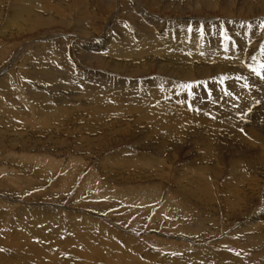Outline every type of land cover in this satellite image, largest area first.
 <instances>
[{"label": "rangeland", "instance_id": "rangeland-1", "mask_svg": "<svg viewBox=\"0 0 264 264\" xmlns=\"http://www.w3.org/2000/svg\"><path fill=\"white\" fill-rule=\"evenodd\" d=\"M64 1L69 2L70 7L64 5ZM77 1L63 0L59 9L47 11L56 22L21 30L19 27L28 22L23 21V16L16 10L27 4L41 14L40 6H33L31 0H0V13L3 14H0V264H264V154L262 156L257 152V146L240 142L242 139L238 135L232 137L227 134V130H221L222 134L218 131L207 132L204 126L195 125L194 116L202 112L187 103L182 107L176 104L172 108L169 106L171 104L165 105V100L157 99L161 106L158 104L156 112L143 109L128 115L123 121H117L118 115L115 114L122 115V110L114 108H111L109 117L104 111L98 113L102 119L93 114L94 110L90 106L91 102L94 103V100L91 101L93 98L83 102L88 105L79 114L74 112L60 121L58 109H54L58 105L48 109L46 105L54 104L59 90H50L54 88V81L47 83L43 78L38 80L37 75L34 76L35 72L44 68L60 73L67 70L73 73L70 77L76 80L82 72L90 74L92 71H103L107 77L99 78L101 99L95 104L103 101L100 108L104 110L109 107L106 102L115 100L119 96L118 92L132 100L143 96L153 79L161 81L159 77L162 80L168 77L156 66L155 62L160 61V55L155 56L153 65L136 73H125L122 70L115 72L110 66L93 60L82 63L81 53L76 50L79 48L86 51L88 47L101 45V33H105L108 20L116 16L119 1L114 5H107L103 0H89L87 5L84 4L86 2L82 4L80 0ZM52 2L56 3V0ZM83 6H89L86 10L90 11H85ZM163 8L164 5L150 6L148 10L155 15L162 14L163 21L186 25L194 24L185 23L187 18L196 19L193 21L195 23L197 19L209 18L217 22L224 18L219 9L204 5L199 6L201 13L198 9L185 11L174 7ZM196 11L199 13L195 14ZM107 16L106 21L104 17ZM13 17L19 25L17 28ZM243 17L237 19H253ZM126 22L127 19L124 23L128 26ZM111 28L108 34L112 33ZM86 30L97 33L98 37L94 34V37H88L84 34ZM226 58L232 59L231 56ZM258 60L264 63L261 52ZM202 61L194 59L187 65L181 61L182 64L177 63L180 67L176 68L191 69L198 64L204 68L210 65ZM249 63L246 59L241 68L245 69ZM253 73L251 70L246 71L245 75L251 79L246 83L257 82L258 79V86L264 87V81H259V76ZM219 75V82H227L222 73L211 76ZM211 76L194 74L192 78L177 76L175 80L180 86L191 85V88H187L188 92L203 96L209 103L213 94ZM1 78L7 82L3 83ZM115 79L120 81L115 82ZM171 79L173 82L174 78ZM122 82H125L124 86H119ZM205 85H209V89ZM252 90L255 92L257 86ZM38 92L45 93V97ZM65 93L69 94V91ZM178 93L183 95L182 92ZM66 103L71 105V101ZM213 103L220 105L221 109L225 106L216 101ZM235 106V102H232L231 108ZM252 106L250 114L254 115L264 106V97L256 103L252 102ZM184 108L186 113L192 114L193 119L187 121L183 118ZM158 111H161L158 117L161 123L157 122L158 118L156 122L153 117L150 118ZM143 113H148L145 116L149 118H142ZM239 113H235L234 118ZM237 119L245 126L249 122L244 116H238ZM145 132L150 136L146 137ZM223 134H226L225 140ZM138 135H142V138L138 139ZM191 136L196 138L191 141ZM143 139L145 144L141 145ZM156 140H166L175 152L158 157L155 148L147 146V143ZM208 142L215 146L211 156L201 145H207ZM240 150L246 151V157L243 155L241 161L236 159L239 153L241 156ZM256 156L263 163H257ZM200 184L210 187L212 204L209 207L197 198V191L205 188H200Z\"/></svg>", "mask_w": 264, "mask_h": 264}, {"label": "bare ground", "instance_id": "bare-ground-1", "mask_svg": "<svg viewBox=\"0 0 264 264\" xmlns=\"http://www.w3.org/2000/svg\"><path fill=\"white\" fill-rule=\"evenodd\" d=\"M103 1L107 5H114V3H116V1H119L118 2V6H117L118 9H117L116 16L115 17L113 16L114 19L111 18L109 20H108V16L104 17V19L106 21L108 20V24H107V28L104 31L105 33H101V31H99L101 34H103V38L101 37L102 39L100 40V44L101 45L88 47V48H86V51L82 50V49H79V48L77 49L75 47L72 48V49L75 48L74 50L77 49L76 51L81 53V55H80V60H82L81 62L83 63V61L87 62V61L93 60L94 62H96L98 64L104 63L105 66L106 65L110 66V68L112 70H114L115 72L122 70V72L124 71L125 73H129V71H131L132 73L133 72L136 73V72L144 71V70H146V68L148 66L153 65V63L155 62V61L153 62V60L156 59L155 56H159L160 55V58L158 57L160 59V61H156L155 62L156 66L159 68V70L161 72H164V74L166 73L165 76H168L169 78L168 77H164L165 79L162 80V77H159V79L161 81H159L157 79H153V81H151L149 83L150 86H149V88H147L148 91L144 92V94L142 93L143 96L134 97L132 100L131 99L129 100L128 97L124 93L118 92L119 96L115 97L116 98V99L114 98L115 100H111V101H107L106 102V104L109 107L108 108L106 107L105 110H104V109L100 108V107H102V105H101V103L103 102L102 100H101L102 102H99V104L98 103L95 104V102L97 100L99 101V98H100L99 97V93H100L101 90H98L100 88L99 78L100 77H107V75L104 74L103 71H102V73L100 71L99 72L92 71L90 74L86 73V72L84 73V72L81 71L82 74L81 75L79 74L80 78L76 80V79H74V77H70L73 73L70 74V72L67 71V70L63 71V73H60L59 71H51V70H46L44 68L42 71L35 72L34 76L37 75L36 77L38 78V80L43 78L44 81H46L47 83H49V81H54L55 82V84L53 86L54 88H52L50 90L54 89L55 92H56V90H59L58 91L59 94L56 96L57 100H54L55 101L54 104L51 103V105H46V106L48 107V109H50V107L54 108L56 105H58L54 109H58L57 113H59V114L57 116H58L59 121L62 118L68 117V115L73 114L74 112L79 114L78 112L83 110V108L88 105L86 103H83V102H87L88 98H90V99L93 98L91 101L94 100V103L91 102L92 105H90L91 108L94 110L93 114L95 113L97 115V117H99L101 119H102V116L100 117L99 114L102 111H104V114H108L107 116L109 117V116H111V113H110L111 108H114L115 110H118V111L122 110V115H120L118 113H115L116 115H118V119L116 117L117 121H123V120L126 119V117L128 115H134L135 113H138V112H140L143 109L146 110V111L150 110V112H151V110H155V112H156V109H159V107H158L159 103L157 102V99L165 100L166 101L165 105H166V103H168V105L171 104L169 106H172V108L176 104H179L182 107L183 105H185L187 103V104H190V105L194 106L195 108L199 109L202 112L201 114H199L197 116H194L195 119H193L192 118V114L191 113L190 114L186 113L185 112L186 110L184 108L183 109V113L185 114V116L183 118H186L187 121L190 120L189 118H192L195 125L198 124V125L204 126V128H206L207 132L218 131L219 133H221V130H223V131L227 130L228 131L227 134L228 135H232V137L238 135L242 139L240 142L244 141V143H247L248 145L249 144H253L254 146H257L258 147L257 148V152H259V154L263 156V154H264V109H263L264 106H261V108H259L260 110H257L258 112L256 111L254 115H251L250 113H252V108H253L252 102L256 103L262 97H264V87L258 86L259 85L258 79H257L258 77L255 78V79H257V82L256 81H250L249 83H246V82H248L251 79H249L245 75V73L248 70L252 71V68L255 67V65L257 63L258 64L256 66L261 64V62L258 60V54H260L261 48H264V28H261V26H260L261 23L264 22V0H103ZM24 2H25V0H24ZM62 2H63V0H56V3H53L52 0H38V1L37 0H31V3L33 4V6H37V7L40 6L42 13L41 14L40 13H36L35 10L33 8L31 9L27 4H26V6L24 5L23 7L18 8L16 10L17 13L20 14L21 17L23 16V18H24L23 21L28 22V23H25L26 24L25 26L21 25V27H19V28L21 30L22 29L23 30H27V29H29L28 27H30V26L33 29V28L37 27L38 25L40 26L41 24L44 25V24L54 23L55 19L50 14H48L47 11L49 12L51 9L52 10L59 9L58 6H60V3H62ZM77 2H79V0ZM80 2H82V4H83V2H86L84 4L87 5L89 0H80ZM63 4L64 5H69V2L64 1ZM80 4H78V5H80ZM29 5H31V4H29ZM72 5H73V3H72ZM94 5H96V4L94 3ZM159 5H161V6L164 5V8H166V9H167V7L168 8L174 7V8H179V9H182V10H185V11L186 10H193L194 11L196 9H198V11H199V6L204 5L207 8L219 9L222 12V14L224 15V16L222 15L224 18L223 19L220 18V20L217 21V22H213L212 19H209V18L205 19V20L197 19V21H198L197 23L193 22L196 19H193V18L185 19V23H190V24H191V22L194 23V24H191V25L181 24V23H178V22L176 23V22H172V21H163V19L161 18L162 14L160 16L157 15V14L155 15V14H152V12L148 10L150 6H159ZM85 6H83V8H85V11L89 12L90 10H86V9H88L89 6L88 7H85ZM69 7H70V5H69ZM74 10H75V7H74ZM198 11H196L195 14H197ZM104 14H106V13H104ZM1 15H3V14H1ZM78 16L79 15H77V17ZM178 16H180V15H178ZM212 16H214V15H212ZM240 16L241 17L244 16L243 18L252 17L253 19L251 21H241V19H237V18H240ZM123 17H125V19H123ZM200 18H202V17H200ZM117 19L118 20H123V22L120 23V21L118 22ZM126 19H127L126 23L127 24L129 23L128 26L125 25V23H124L126 21ZM13 20H15V22L17 21L14 17H13ZM88 20H90V19H88ZM178 20H180V19H178ZM113 21H114V23H113ZM73 22L75 24V21H73ZM17 24L18 23L16 22V25ZM19 24H20V21H19ZM65 24H66V22H65ZM86 24L88 25V23H86ZM112 25H114L113 29L111 28ZM18 26L19 25H17L16 28ZM66 26H68V25H66ZM100 28H102V26H100ZM110 28L112 29V31H111L112 33L108 34L109 31H110L109 30ZM76 29L79 30L78 28H76ZM85 29H86V27H85ZM92 29L93 28H91V30ZM77 30H76V32L78 33ZM87 30L90 31V29H87ZM87 30L84 31L85 32L84 34L87 35L88 37H90V36L92 37L94 33L92 31L89 32ZM11 33H15V31L14 32L11 31ZM80 34H79V37H80ZM96 34H94V35L97 36ZM81 36H83V35H81ZM224 37H226L225 41H223ZM60 42H62V41H60ZM98 46H99V48H98ZM65 47H64V49H65ZM244 50H247V52L244 53ZM248 53H249V56H248ZM227 56H231L232 59L228 60V58H226ZM16 57L18 58V56H16ZM254 57H255V59H253ZM261 57H263V56H261ZM144 59L146 60L145 62H143ZM194 59H201V60H203L202 62H204V63L207 62L210 65L206 66L204 68L203 67L200 68L198 66V65H201V64H198V65H196L195 67H193L191 69L176 68V67H180V66H177V63H179V62L181 63V61H182V62H185V64L187 65V64H191ZM246 59L251 62V63L248 64L250 67L247 65V67H245V69L241 68L242 66H244L243 64H245ZM119 60L120 61H124V62H120ZM10 61H11V59H10ZM26 61H27V59H26ZM149 62L151 64H149ZM194 62H196V61H194ZM200 62L201 61H199V63ZM262 64H264V63H262ZM8 66H10V65H8ZM4 68L5 67H3V69ZM187 68H189V67H187ZM13 71H14V69H13ZM8 72H9V70H8ZM261 72H262V74H264V69H261ZM219 73H222V75L225 76L227 82H224L222 80L220 82L218 81L219 79H221V77H220L221 75L216 76V77L211 76V75H216V74L218 75ZM194 74L202 75V77H204V76L205 77L206 76H211L212 77L213 84L211 86V89L213 90V94L210 96L211 97V101L209 103L206 101V99L203 98V96L200 97V95H198V94L196 95L194 93L193 94L189 93L190 91L187 90V87L184 88V86L178 85V83H177L178 81L175 80L177 76H180V77L184 76V77L192 78V76ZM26 75H28V74H26ZM66 77H70V78L68 79ZM10 78H11V76H10ZM171 78H174L173 82L171 81L172 80ZM1 79L3 80V83L7 82V80L5 78H1ZM232 79H236V80L239 79V81L234 82V80H232ZM110 80L112 81V79H110ZM261 80L264 81V79L259 77V81H261ZM119 81H120V79H115V82H119ZM76 82H78V83H76ZM84 82H86V83L83 85L82 83H84ZM112 82H114V81H112ZM125 82H122L121 84H119V86H124ZM228 82L231 83V84H235V86H231V85L229 86ZM176 83H177V85H176ZM32 85H33V83H32ZM33 86H35V85H33ZM36 86H38V83H37ZM256 86H257V90L255 92H253L252 88L256 87ZM208 87H209V85H208ZM208 87H206V85H205V88H208ZM184 89H185V91H184ZM212 90L210 91L211 93H212ZM48 91H49V89H48ZM67 91H69V94L65 93ZM177 92H182L184 96L180 95L179 93L176 94ZM38 93H39V95H42V96H44V94H45V93L42 94L41 92H38ZM90 95H91V97H90ZM0 96H1V94H0ZM168 96H169V98H168ZM67 101H69V102L71 101V103H70L71 105L67 104L66 103ZM212 101L213 102L216 101L219 104H223L227 108L224 109V107H225L224 106L223 109H221V108H219L220 105L219 106L215 105ZM232 102H235V104H236V106L233 108L234 110L231 108L232 107ZM168 105H166V106H168ZM177 107H178V105H177ZM115 110H114V112H115ZM179 110H180V108L178 109V111ZM173 111H175V109ZM155 112L153 113L152 116H150V118L152 119V117H153L154 121L156 122L157 118L161 114V111H158L156 114H155ZM206 112H207V114H206ZM238 112H240L239 113L240 115L238 114L237 118H238V116H244L246 118V120L249 121V122L246 123V126H245V124L242 121H240V119L238 120L237 118H234L235 113H238ZM43 114H41V115H43ZM143 114L144 115H141L142 118L143 117H145V118L148 117L149 118V116H145L146 113H143ZM184 114H182V115H184ZM107 116H105V117H107ZM55 117H56V115H55ZM167 119L169 120V118H167ZM167 119H165V120H167ZM46 120H47V118L45 119V121ZM112 120H114V118ZM136 120H138V119H136ZM147 120H149V119H147ZM97 121H99V120H97ZM170 121H172V120H170ZM157 122L161 123V120L158 118ZM49 123L50 122L48 121L47 125H49ZM109 124H110V122H109ZM150 124L152 125V123H150ZM40 126L41 125H39V127ZM159 127H161V126H159ZM159 127L157 129H160ZM153 129L156 130L155 127H153ZM193 129H195V128H193ZM154 130H153V132H154ZM179 130H180V128H179ZM198 130L196 129V131H198ZM150 131H152V130L150 129ZM175 131H176V129H175ZM206 131H204V132H206ZM182 133H183V131H182ZM219 133H218V135H219ZM145 134H147V133L145 132ZM198 134H200V133H198ZM143 135H144V133H143ZM211 135H212V133H211ZM144 136H143V138H144ZM148 136H150V135L147 134L146 137H148ZM222 136L224 137V140H225L226 134H223ZM136 138H137V136H136ZM141 138H142V135L141 136L138 135V139H141ZM194 138H196V137L191 136L190 140L192 141ZM204 138H205V135H204L203 139ZM220 138H222V137H220ZM162 139H165V138L162 137ZM151 140H150V142H152ZM234 140H236V139H234ZM142 141L143 142L141 143V145H144L145 144L144 143V139ZM148 145L153 146V148H155L156 154L158 155V157L159 156H163L166 153L172 154V153L175 152V150L173 148L170 149L169 144H167L166 140H160V141L156 140L153 143H147V146ZM201 145L204 146V148L202 146L201 147L203 148V150L205 149V152H208L207 154H210V156L213 155V151L215 150V146L213 144L208 142L207 145H203V144H201ZM238 146H240V144ZM242 146H243V144H242ZM240 152H241V150H240ZM245 152L246 151L243 150L241 152V156H240V153H239L238 154V158H236V159H239V161H241V158L243 157V155H244V157H246L245 156ZM259 154L257 155L258 157L260 156ZM214 156H215V154H214ZM216 156L218 158V155H216ZM257 156H256V158L254 157L255 161L257 163H263L262 159L258 158ZM263 158H264V156H263ZM239 161H237V162H239ZM179 179L181 180V178H179ZM250 184H252V183H250ZM202 186H204L205 188H203ZM200 188H201V190L197 191V198L199 199V201H201L202 203L204 202L205 203L204 206H208L209 204H212V201H211L212 194L210 192V187H208V185L205 184V185H201ZM253 218H256V217L253 216ZM255 222H257V221H255ZM259 222H261V221H259ZM15 234H17V233H15ZM27 234H29V233H27ZM54 235H55V233H54ZM260 235H261V233H260ZM20 236H22V235H19V237ZM180 237H181V239L183 238V236H180ZM15 239L17 240V238H15ZM41 240H43V239H41ZM61 240H63V239H61ZM68 240H70V239L68 238ZM25 241H27V240H25ZM17 242H19V241H17ZM68 243H69V241H68ZM70 243H71V241H70ZM78 243H80V242H78ZM63 244H65V243L63 242ZM15 245H12V247L15 246ZM20 246H21V244H20ZM20 248H22V250H23V247H20ZM39 249H41V248H39ZM35 250H38V249H35ZM59 250H62V249H59ZM41 253H43V252H41ZM99 253H101V251L98 252V254ZM35 254H36V251H35ZM38 257H39V255H38ZM96 257H97V255H96ZM2 258H4V257H2ZM107 258H109V257H107ZM5 259H6L5 261H7V258H5ZM39 259H40V257H39ZM12 263H14V262H12Z\"/></svg>", "mask_w": 264, "mask_h": 264}, {"label": "snow or ice", "instance_id": "snow-or-ice-1", "mask_svg": "<svg viewBox=\"0 0 264 264\" xmlns=\"http://www.w3.org/2000/svg\"><path fill=\"white\" fill-rule=\"evenodd\" d=\"M261 28H264V22L261 23ZM261 54L264 55V48H261ZM255 59V57L253 58ZM261 69H264V64H259L257 67H253L252 71L262 79H264V74H262ZM247 86V85H246ZM184 87L191 88V85H185Z\"/></svg>", "mask_w": 264, "mask_h": 264}]
</instances>
